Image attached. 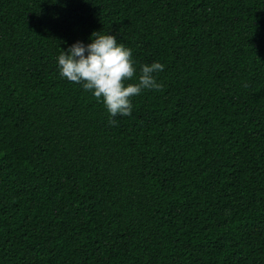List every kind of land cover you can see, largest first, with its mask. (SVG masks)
I'll use <instances>...</instances> for the list:
<instances>
[{"label": "trees", "instance_id": "1", "mask_svg": "<svg viewBox=\"0 0 264 264\" xmlns=\"http://www.w3.org/2000/svg\"><path fill=\"white\" fill-rule=\"evenodd\" d=\"M94 32L164 65L130 116ZM0 264H264V0H0Z\"/></svg>", "mask_w": 264, "mask_h": 264}, {"label": "clouds", "instance_id": "2", "mask_svg": "<svg viewBox=\"0 0 264 264\" xmlns=\"http://www.w3.org/2000/svg\"><path fill=\"white\" fill-rule=\"evenodd\" d=\"M91 43L73 44L58 56L60 75L69 82L82 85L93 97L104 104L108 113L115 117L130 116L132 98L143 90H161L155 73L162 72L164 65L154 62L137 69L132 60V51L117 43V37L94 32ZM135 78V83H129ZM110 123L115 124L114 120Z\"/></svg>", "mask_w": 264, "mask_h": 264}]
</instances>
